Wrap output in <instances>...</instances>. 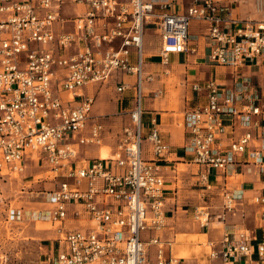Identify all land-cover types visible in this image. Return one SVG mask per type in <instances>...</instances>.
Wrapping results in <instances>:
<instances>
[{
  "label": "built area",
  "instance_id": "2783aa9c",
  "mask_svg": "<svg viewBox=\"0 0 264 264\" xmlns=\"http://www.w3.org/2000/svg\"><path fill=\"white\" fill-rule=\"evenodd\" d=\"M174 1L73 0L82 11L64 18L59 12L65 0H0V176L23 175L27 160L36 157L48 166L55 187L41 194L50 209L16 215L55 228L61 249L38 264H180L156 235L166 225L161 163L169 145L155 118L147 126L142 122L144 99L161 95L151 89L154 75L144 70L143 38L147 29L159 38V65L166 67L172 55L188 51L190 24L205 22L212 64L259 65L264 0H252L257 18L244 20L233 18L220 0H189L182 14L169 11ZM117 72L134 79L116 86L118 94L132 90L118 151L79 162L75 145L99 146L104 132L100 122L88 126L95 95L87 89ZM191 91L205 99L184 110L196 182L208 190L213 175L225 183L244 168L258 175L264 192V86L255 88L246 77L233 87L209 79ZM219 193L217 218L225 221L244 198L225 185ZM251 203L259 207L256 229L223 225L221 238L206 242L209 260L264 264V194ZM82 217L92 227L65 228L70 218ZM193 218L206 227L210 209L195 208ZM149 231L155 234L144 241ZM148 247H154V261Z\"/></svg>",
  "mask_w": 264,
  "mask_h": 264
},
{
  "label": "crops",
  "instance_id": "0c3cea01",
  "mask_svg": "<svg viewBox=\"0 0 264 264\" xmlns=\"http://www.w3.org/2000/svg\"><path fill=\"white\" fill-rule=\"evenodd\" d=\"M220 1L229 5L232 17L235 19L257 18L252 0L243 2H233V0ZM188 6L189 0H175L169 11L175 14H182ZM75 8L76 13L82 11V7L78 5H75ZM190 28H192L191 32H189ZM208 29L209 25L207 23L193 21L188 30V51L185 54L172 55L171 58L174 60L169 62L166 67L159 65V38L154 36L156 37L154 49L146 46L148 44L153 47V42L146 39V36L151 34V31L148 32L149 29H147L143 38V52L146 62L144 70L154 75L155 81L159 84L157 88L161 90V95L159 98L147 96L144 99L143 107L145 112L142 116V122L144 126H147L149 120L155 118L161 136L169 145V152L163 157L161 163L164 179L163 209L166 225L156 235L169 245L172 255L177 256L182 251H186L189 254L186 259L180 258V264H220L218 261L209 260L206 242L219 240L224 232L223 225H229L232 230L241 228L255 230L258 225L259 207L251 203V198L261 193L264 194L261 190L262 185L258 175L247 173L244 168L238 174L226 178L227 181L225 183L218 175H213L210 177L212 188L208 190L204 188V185L196 182L197 167L191 162V154L186 149L188 133L184 125V110L187 107L204 102L205 99L202 93L198 95L192 92L191 85L194 83L202 84L209 79H214L226 87H233L234 82L239 77H246L250 78L255 88H263L264 58L260 60L259 65L245 62V66L238 68L212 64L208 59L212 46V42L206 37ZM165 71L168 72V76H165ZM115 74L107 83L103 85L97 84L87 89V92L95 95L88 126L96 121L100 123L104 121L101 123L104 127V132L99 146L79 147L75 145L77 161L79 162L97 158L100 152H108V157H113L118 151L120 130L129 122L128 111L131 107L132 90L128 89L122 94H118L116 86L120 82L131 85L134 79L132 76L122 73V75ZM169 78L170 80H168ZM107 84L113 85V91L118 97L116 99V112L112 114L105 113L103 110H106V108L103 106H99L102 107V110H97L98 107H95L96 95H100ZM179 89L182 94V105L177 103ZM143 146L144 150H148L146 144ZM104 148H108V151L104 150ZM145 156L147 158L150 157L148 153ZM27 162L34 165L40 164L42 168L46 169L42 173L48 176V166L41 159L33 157L28 159ZM52 183L49 190L55 188ZM223 185L232 194H241L244 199L242 204L236 206L234 213L226 214L225 221H220L217 218L222 208L219 190ZM197 207H208L210 209L211 218L206 227H201L193 218L194 210ZM47 209H50L49 205L40 202V206L36 208V211ZM92 225L86 217L79 219L70 218L64 223L66 229H88ZM51 227L52 236L47 234L49 231H44V236H48V238L43 239V243H45L44 252L39 262L44 261L47 256H52L61 249V246L56 241L55 228L52 225ZM154 234L152 231L145 232L142 234V239L148 241ZM178 236H184L185 239L177 240ZM194 236L205 237L206 242H192L193 239L191 237ZM195 248H202V251L198 253ZM148 251L150 260L154 261V247H148Z\"/></svg>",
  "mask_w": 264,
  "mask_h": 264
},
{
  "label": "rangeland",
  "instance_id": "374dc122",
  "mask_svg": "<svg viewBox=\"0 0 264 264\" xmlns=\"http://www.w3.org/2000/svg\"><path fill=\"white\" fill-rule=\"evenodd\" d=\"M59 14L64 18H71L76 15L75 3L72 0H65ZM190 28V31L191 32ZM150 29L148 30V32ZM151 33V32H150ZM147 41L153 42V47L146 45L147 48H155L156 37L151 33L146 36ZM171 58V57H170ZM156 60V59H153ZM174 59L171 58L170 62ZM57 71V69H55ZM115 75H122L116 73ZM169 74L165 75L168 76ZM118 80V79H117ZM170 80V78L168 79ZM154 86V88H153ZM159 84L157 81L153 83L151 89H156ZM264 86V74H263ZM156 87V88H155ZM55 89V84L52 86ZM158 89V88H157ZM179 89L177 103L182 105V94ZM117 95L113 91V85L107 84L100 95H96L95 107L97 110L106 108L105 113H115ZM109 108V110H107ZM186 109V108H185ZM114 117V116H111ZM102 121L101 123H103ZM104 150L108 151V148ZM99 156L102 152L98 153ZM26 170L23 175L18 176H0V264H38L44 252L43 239L44 231H49L47 234L52 236L51 224L49 222H34L17 218L18 213L28 214L36 211L40 206L41 194L51 188L52 181L49 176L42 173L46 169L42 166L34 165L26 162ZM42 168V169H41ZM38 180V181H37ZM54 186V183H52ZM50 229V230H49ZM185 239L184 236H178L177 240ZM192 242L205 243V237H191ZM199 253L202 248H195ZM188 258L189 254L186 251L179 252L176 257Z\"/></svg>",
  "mask_w": 264,
  "mask_h": 264
},
{
  "label": "bare ground",
  "instance_id": "6f19581e",
  "mask_svg": "<svg viewBox=\"0 0 264 264\" xmlns=\"http://www.w3.org/2000/svg\"><path fill=\"white\" fill-rule=\"evenodd\" d=\"M109 156V153L108 152H103L100 156H99V158H101V159H105V158H107ZM39 223H44V221H38ZM181 258L182 257H184V256H180Z\"/></svg>",
  "mask_w": 264,
  "mask_h": 264
}]
</instances>
